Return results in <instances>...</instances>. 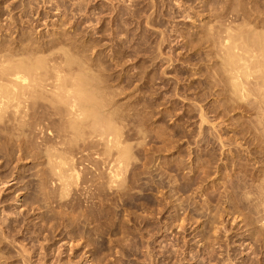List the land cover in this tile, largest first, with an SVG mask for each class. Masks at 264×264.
<instances>
[{
	"label": "rangeland",
	"instance_id": "1",
	"mask_svg": "<svg viewBox=\"0 0 264 264\" xmlns=\"http://www.w3.org/2000/svg\"><path fill=\"white\" fill-rule=\"evenodd\" d=\"M228 19L232 33L264 30V0H0V44L48 55L54 42L79 56L98 114L118 130H92L84 114L73 127L43 98L27 117L43 134L0 123V264H23L22 247L33 264H264V218L248 200L264 176V125L246 101L220 107L215 85L210 32ZM124 147L125 172L109 185Z\"/></svg>",
	"mask_w": 264,
	"mask_h": 264
},
{
	"label": "bare ground",
	"instance_id": "2",
	"mask_svg": "<svg viewBox=\"0 0 264 264\" xmlns=\"http://www.w3.org/2000/svg\"><path fill=\"white\" fill-rule=\"evenodd\" d=\"M233 22L235 23L236 21L234 19H232L230 21H229V19L227 21L224 20L223 22H221L220 25L218 24L219 26L217 28L216 27H215V29L213 28V31L211 30V32H210V33L214 32V34L217 35L215 37L216 40L214 41V43L216 44L215 47H214L216 50H214V51H216V53L219 54L220 59H221V60H217V61H219L218 63H219V66H220L217 69V72L219 73V77H220L219 80L220 81L217 82L216 84L214 83L217 86V89L219 87V89H218L219 90V93L225 97L224 101L223 102H220V107L223 106L226 109L229 108V109H227V111L228 112H230V111L232 112V110L234 108L235 109L238 108L237 107V104H239L238 101H240V102L241 101H246L244 104H242V106H243L242 107V110H243V108L244 109H250V110L256 109L257 110L256 113H257V117L259 118V122H261L264 125V30H261V29L260 30L259 29L255 30L256 28L253 30L252 29L253 26L251 28L249 26L250 29L247 27L248 29L246 28L247 30H244L245 28H243V27L246 26V25L243 24L244 25L242 27L243 29L241 27H239V28H241V30L239 32H236V33L234 32L235 33L234 34V33H232V30L233 29H236V28H233L236 24L234 25ZM218 23H220V22H218ZM247 23H248V21H247ZM237 26H235V27H237ZM209 31H210V29H209ZM234 31H236V30H234ZM237 31H238V29H237ZM214 34H213V37H214ZM206 35H207V33H206ZM23 40H25V39H23ZM30 43H31V41H30ZM208 43H209V41H208ZM53 44L51 45L52 46L51 48H48L47 47L50 50V52L47 53L48 55H41V54H39L41 51L40 50L37 51L36 49H35L36 51H30V49H22V48L21 49L19 48L20 50H18V51L17 50L13 51V49L7 50L8 48L5 49L4 45H1L0 44V123H3L4 126L21 125L23 127L25 125L26 126L27 125H29V126L30 125H34V127L32 126V129L31 130L33 132H37L38 131L39 134H43L42 133V132H44L43 131L44 129H43V126H42L43 125V120H41V122L40 123H37V124L35 122L36 120L34 121L35 122L34 124H29V122H28L29 120L27 119V117L29 116L28 115L29 114V110L28 109L31 108L30 105H32L33 103L34 104L36 103L35 102L36 101V98H38V102H39L40 98H43V99L49 101V102L46 101L47 104L49 103L48 105H50L51 103L52 104L53 103H56L58 105L60 104L61 105L60 107H62V109H63L62 111L63 112L64 111H65V113L66 112H69L68 114L72 115L71 116V119H72V117L74 118L73 121L71 120V123H73L71 125L73 127L74 126L78 127L77 125L74 124V121L78 124L79 123L78 122L79 120L77 121L76 118L78 116L80 117L81 114H84L85 116L87 115L86 117H88V119H90V121L92 120L90 122V124H91L90 126L92 127V130L99 131L100 129L105 128L107 131L118 133V130L116 132V129L117 128L114 127V125L112 124V121L110 120V118H108L109 115L106 117L103 114H102V116H100L101 115L100 113H99L100 115L98 114V112L101 111L100 110L101 108L98 105L100 103L102 104L103 102H101L98 99V96H97L98 95L97 94L98 91H97V89L95 88V90L97 91L96 92L93 88H91L92 86H94V85H92V82H94V81H93V79H92V82L89 80V76L86 74V72H87L88 69L85 71V67L82 64L81 59L79 58V56H76L75 54L71 53L69 50H66L63 46L59 47L54 42H53ZM71 46H72V44H71ZM31 48H32V46H31ZM61 51H62V53H61ZM75 66H77V67L75 68ZM95 80H96V78H95ZM100 97H103L102 94H101V96H99V98ZM102 101H105V100L102 99ZM31 102H33V103L31 104ZM241 103L239 105L240 106L239 108H241ZM52 106H54V105H52ZM54 107H56V106H54ZM96 108L98 110H100V111H98ZM60 110H61V108H60ZM202 111H201V113H203ZM227 111L225 113H227ZM103 116H105L106 118L105 117L102 118ZM201 118L203 119V123H204L205 116L204 117L202 116ZM257 122H258V120H257ZM3 124H1V125H3ZM78 125H79L78 128L80 129L81 126H80V124H78ZM18 127H20V126H18ZM15 130H17V129H15ZM11 131H8V132H11ZM100 133L103 134L102 132H100ZM219 136L221 137V135H219ZM115 137H116V135H115ZM101 139H103V138H101ZM44 140H45V137H44ZM98 141H100V140H98ZM113 141L114 142H112V140H110L108 142L106 140V142H104V141L102 142V143H105L104 146H106L105 148H106L107 151H112L113 147L120 146L121 140L119 139L118 136L115 139H113ZM2 149H3V147H2ZM128 152H129L128 151V148H125V147L124 148H121L119 150V153H118L119 155L117 154L118 157L115 160L116 163L108 166V168H107L108 172L105 171L107 173V175H106L107 177H105V175L103 174V176H102V178H100V180L105 177L104 180L106 182V180L108 178V180H107L108 181V184L109 185L110 184L111 185L114 184V186H115V183L118 182L119 179H122V176L121 175H123V174L121 172V169L124 171V169L122 167V162H124V160L122 161V159H123V157H126L127 154H129ZM85 154H88V153H85ZM72 157H74V156H72ZM69 160H70V158H69ZM72 162H74L73 159H72ZM97 162L99 164L100 161H97ZM204 162H205V160H204ZM68 164H69V162H68ZM101 164H103V163H101ZM70 166H71V164H70ZM74 166H73L72 169H70V168L69 169L70 170H73L72 172H73V174L75 176L74 181L77 180V182L75 181L76 182L75 185H76V187H79L78 185H80V187H83L82 190H84V187H85L84 185L85 184L83 186L81 184H78V182L80 180V178H79L80 175L79 174H80V171L81 170L79 169L80 170L79 171L78 168L76 170L75 169L76 166H75V168H74ZM97 166H99V165H97ZM83 167H86V166H83ZM101 167H102V169H106L103 166H101ZM105 167H106V165H105ZM97 169H98V167H97ZM100 169L101 168L99 166V170ZM94 171H95V169H94ZM52 172H53V169H52ZM91 172H93V171H91ZM96 172L98 173L97 170H96ZM100 172L103 173V171H100ZM61 173H64V172L62 171ZM88 173L90 174V172H88ZM99 173L97 174V176H99ZM68 174H70V173H68ZM73 174L71 175V177H73ZM100 176H101V174H100ZM71 177H70V179H71ZM94 177L97 178L95 175H94ZM85 178H87V177H85ZM254 180H256V179H254ZM5 181L2 182V183H4V184L7 183ZM259 181H260L259 182V187H256L257 189L254 188L255 190H258V188H259V191H255V192H257L256 196L251 197V198H248V200L250 202H252L253 207H255L258 212H261V214L259 216H261V217L264 218V176L261 177V178H259ZM119 182L121 183V181H119ZM69 183L67 182V184H69ZM120 183H118V184H120ZM82 184H83V182H82ZM66 185H64V187ZM108 188H111V186L108 187ZM67 189H68V185H67ZM78 189H79V192L80 191L81 192H84V191L80 190L81 188H78ZM88 191H90V190H88ZM86 193H88V192H86ZM84 194H85V192H84ZM66 197H67V195H66ZM183 221H184V219H183ZM262 222H264L263 219H262ZM8 230L13 231L12 230V225L10 223L8 225ZM5 234H8V232L7 233H4L3 238L6 236ZM9 234H11V233H9ZM2 235H3V233H2ZM6 239H8V238H6ZM44 239H45V237H44ZM3 242L8 243V240H6V241L4 240ZM3 242L0 241V243H3ZM9 244H11V243H9ZM8 248H9V246H8ZM22 248H24V250H21V251L18 250V252L19 251L20 252H19V254L17 252V255H20L19 257H22L23 264H33L32 261H31V259H29V257H27L25 255V254H28L29 255V253H30L26 249L27 247L26 248L25 247H22ZM26 252H28V253H26ZM46 255H44V256H46ZM4 256H2V257H4ZM58 259H59V257H58ZM45 261H47V260H45ZM40 262L42 264V263H44V260H43V262H42V260ZM40 262H39V264H40ZM55 262H56V260H55Z\"/></svg>",
	"mask_w": 264,
	"mask_h": 264
}]
</instances>
